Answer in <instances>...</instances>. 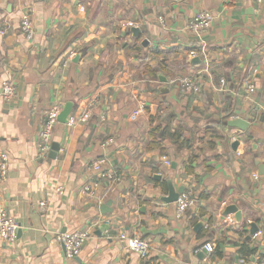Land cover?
Here are the masks:
<instances>
[{"label": "crops", "instance_id": "obj_1", "mask_svg": "<svg viewBox=\"0 0 264 264\" xmlns=\"http://www.w3.org/2000/svg\"><path fill=\"white\" fill-rule=\"evenodd\" d=\"M200 12L213 15L203 34L188 29ZM25 15L32 41L21 31ZM204 47L208 62H193L190 51ZM189 74L203 81L199 96L179 91ZM4 82L16 94L9 103L0 95V151L9 156L0 209L20 230L12 244L0 239V264L264 261V0H0V92ZM246 82L257 88L252 97ZM68 105L57 156L43 160L44 113ZM235 119L248 129L230 127ZM98 160L123 180L86 195ZM168 181L198 198L183 219L162 201ZM230 206L240 223L224 216ZM253 224L261 234L248 240ZM77 231L90 236L69 260L57 237ZM122 234L149 241V258L131 252ZM207 243L213 256L201 254Z\"/></svg>", "mask_w": 264, "mask_h": 264}, {"label": "built area", "instance_id": "obj_2", "mask_svg": "<svg viewBox=\"0 0 264 264\" xmlns=\"http://www.w3.org/2000/svg\"><path fill=\"white\" fill-rule=\"evenodd\" d=\"M81 10H84L82 8ZM213 15L209 12H200L197 14L188 24V29L203 34L206 33L212 26ZM159 24L162 28H165L164 19H159ZM21 31L26 40L32 41L35 37V31L32 21L28 15H25L21 21ZM129 26H132L129 24ZM190 59H200L202 61L208 62L209 52L204 47L201 51H190ZM224 83V81H221ZM178 88L182 94L185 95H195L199 96L203 91V81L197 74H190L178 81ZM257 88L251 82L245 83V93L247 97H252L256 94ZM16 87L9 82H4L1 87L0 95L6 103L11 102L15 97ZM62 109L59 106H52L47 109L44 113V122L42 130L38 133L37 145L39 150V157L43 160L48 159L49 154L52 151V145L55 138L56 129L59 126V117L61 115ZM90 116V111L86 112L82 121H87ZM135 119V117H132ZM163 163L167 166L171 165V162L163 158ZM92 172L97 176L98 181L88 184L83 189V193L86 195L95 196L96 188L99 186L100 182L106 184L114 185L122 182L123 177L120 172L116 169L108 167L105 160L96 161L92 168ZM9 171V156L7 153L0 151V182H6L8 178ZM256 179H259L258 175H255ZM58 192L63 193L62 189H58ZM198 198L195 192L187 187L184 192L179 196L178 201L175 205V213L178 219H183L186 214L194 209L197 205ZM47 202L44 201L40 204V208L43 212L46 211ZM234 223V220H231ZM20 230V224L18 221L13 219L9 214L7 209H0V239L5 244H12L17 240L18 233ZM261 233H257L253 238L257 237ZM90 233L88 231H77L74 233H65L58 235L57 240L62 244L65 250L66 258L69 260L76 259L82 252L84 246L89 239ZM122 242H124L127 248L136 253L143 259L147 260L152 252V244L144 239L138 237H130L127 234H122L120 236ZM203 249L208 253V255L213 256L215 253V247L207 243L203 246ZM261 264H264L262 261Z\"/></svg>", "mask_w": 264, "mask_h": 264}, {"label": "water", "instance_id": "obj_3", "mask_svg": "<svg viewBox=\"0 0 264 264\" xmlns=\"http://www.w3.org/2000/svg\"><path fill=\"white\" fill-rule=\"evenodd\" d=\"M80 0H77V4L79 3ZM132 32L134 33H140V30L137 28H132ZM193 62H200V59H194ZM168 81L165 80L163 81V83H167ZM71 114V105H68L62 112L61 115L59 117V122L62 124H66L69 121V117ZM230 127L232 128H238L241 131H246L249 127V123L242 120V119H235L229 122ZM239 145V141H237L235 143V146ZM60 149V146L58 143H53L52 145V151L49 155L50 159H55L57 156V153ZM261 168H263V166H261ZM264 174V173H261ZM157 179H159L160 177H156ZM168 187H169V192L168 195H166L165 197L162 198V201L166 204H175L178 201L179 196L184 192V190L187 188V185H183L181 187H179L178 189H175V187L172 184V181H168ZM110 203H108L107 205L103 206L102 209V213L106 214L107 213V206H109ZM229 215H234L237 222L240 223L242 220V215L241 213L238 211V209L235 206H230L226 209V211L224 212V216H229ZM204 226V223H200L197 226V229L202 228ZM259 232V228L256 225H252L251 226V230H250V235L248 237V240H251V238L257 234ZM207 252L204 250L201 254L204 255Z\"/></svg>", "mask_w": 264, "mask_h": 264}, {"label": "trees", "instance_id": "obj_4", "mask_svg": "<svg viewBox=\"0 0 264 264\" xmlns=\"http://www.w3.org/2000/svg\"><path fill=\"white\" fill-rule=\"evenodd\" d=\"M180 136V135H179ZM175 140L179 143L183 142L184 140L180 139L179 137H176Z\"/></svg>", "mask_w": 264, "mask_h": 264}, {"label": "rangeland", "instance_id": "obj_5", "mask_svg": "<svg viewBox=\"0 0 264 264\" xmlns=\"http://www.w3.org/2000/svg\"><path fill=\"white\" fill-rule=\"evenodd\" d=\"M189 75H190V74H189ZM187 76H188V75H187ZM184 77H186V76H184ZM184 77H183V78H184ZM181 79H182V78H181Z\"/></svg>", "mask_w": 264, "mask_h": 264}]
</instances>
